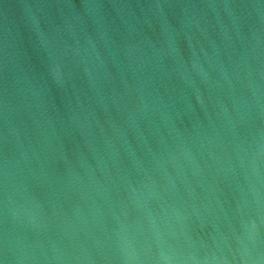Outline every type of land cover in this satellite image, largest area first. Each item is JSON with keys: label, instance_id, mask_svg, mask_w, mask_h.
<instances>
[{"label": "water", "instance_id": "water-1", "mask_svg": "<svg viewBox=\"0 0 264 264\" xmlns=\"http://www.w3.org/2000/svg\"><path fill=\"white\" fill-rule=\"evenodd\" d=\"M0 264H264V0H0Z\"/></svg>", "mask_w": 264, "mask_h": 264}]
</instances>
